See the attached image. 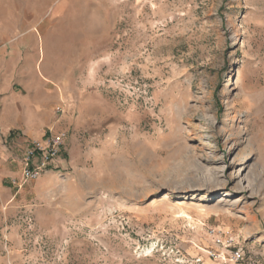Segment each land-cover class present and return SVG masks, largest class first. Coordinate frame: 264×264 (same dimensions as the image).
<instances>
[{"label":"rangeland","instance_id":"374dc122","mask_svg":"<svg viewBox=\"0 0 264 264\" xmlns=\"http://www.w3.org/2000/svg\"><path fill=\"white\" fill-rule=\"evenodd\" d=\"M13 57L73 119L22 189L4 142L0 264H264V0H0Z\"/></svg>","mask_w":264,"mask_h":264},{"label":"crops","instance_id":"0c3cea01","mask_svg":"<svg viewBox=\"0 0 264 264\" xmlns=\"http://www.w3.org/2000/svg\"><path fill=\"white\" fill-rule=\"evenodd\" d=\"M19 68L14 57L8 62L0 60V150H7L4 142L11 139L24 143V156L34 142H42L49 130L61 129V121H70L73 116L70 97L63 94L59 86H49V83L54 82L51 74L45 70L46 67H40L39 75L35 73L33 77L35 92L22 98L13 84L20 76ZM74 95L73 110L81 107L83 98L78 92H74ZM56 112H62L60 121H56Z\"/></svg>","mask_w":264,"mask_h":264},{"label":"built area","instance_id":"2783aa9c","mask_svg":"<svg viewBox=\"0 0 264 264\" xmlns=\"http://www.w3.org/2000/svg\"><path fill=\"white\" fill-rule=\"evenodd\" d=\"M66 133L50 131L42 142H34L26 151L20 178L17 182L18 189L28 183L39 179L45 174L61 156L66 142ZM242 258L241 252L235 253V259Z\"/></svg>","mask_w":264,"mask_h":264},{"label":"bare ground","instance_id":"6f19581e","mask_svg":"<svg viewBox=\"0 0 264 264\" xmlns=\"http://www.w3.org/2000/svg\"><path fill=\"white\" fill-rule=\"evenodd\" d=\"M242 131H244L243 129H240V131L238 132V133H241ZM240 135V134H239ZM242 135V134H241ZM240 156V155H239ZM243 164V163H242ZM242 164H240V165H242Z\"/></svg>","mask_w":264,"mask_h":264}]
</instances>
